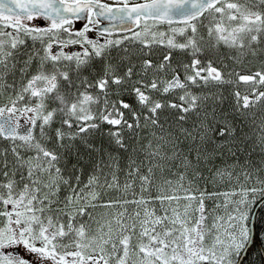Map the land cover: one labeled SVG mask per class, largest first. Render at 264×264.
Segmentation results:
<instances>
[{"label": "snow or ice", "instance_id": "1", "mask_svg": "<svg viewBox=\"0 0 264 264\" xmlns=\"http://www.w3.org/2000/svg\"><path fill=\"white\" fill-rule=\"evenodd\" d=\"M261 88L264 0H0V264L264 260Z\"/></svg>", "mask_w": 264, "mask_h": 264}, {"label": "trees", "instance_id": "2", "mask_svg": "<svg viewBox=\"0 0 264 264\" xmlns=\"http://www.w3.org/2000/svg\"><path fill=\"white\" fill-rule=\"evenodd\" d=\"M260 90L264 91V88H261ZM84 179L87 180V174H85ZM250 259L255 260L256 264H264V260L261 259V252L256 248L250 253Z\"/></svg>", "mask_w": 264, "mask_h": 264}, {"label": "flooded vegetation", "instance_id": "3", "mask_svg": "<svg viewBox=\"0 0 264 264\" xmlns=\"http://www.w3.org/2000/svg\"><path fill=\"white\" fill-rule=\"evenodd\" d=\"M38 23H39V21H38Z\"/></svg>", "mask_w": 264, "mask_h": 264}]
</instances>
